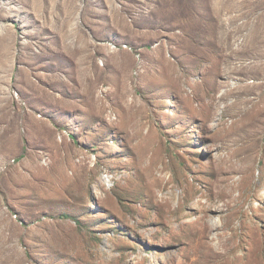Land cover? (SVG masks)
Returning <instances> with one entry per match:
<instances>
[{"label": "rangeland", "instance_id": "obj_1", "mask_svg": "<svg viewBox=\"0 0 264 264\" xmlns=\"http://www.w3.org/2000/svg\"><path fill=\"white\" fill-rule=\"evenodd\" d=\"M251 83L264 98V0H0V264H230L220 216L264 235ZM218 162L234 219L209 205ZM171 175L173 205L201 200L183 219L162 203Z\"/></svg>", "mask_w": 264, "mask_h": 264}, {"label": "bare ground", "instance_id": "obj_2", "mask_svg": "<svg viewBox=\"0 0 264 264\" xmlns=\"http://www.w3.org/2000/svg\"><path fill=\"white\" fill-rule=\"evenodd\" d=\"M233 56L231 53H228L225 58L227 59H231ZM261 64H258V67H260ZM247 65L245 66V64L241 63L240 67H233L231 72L232 73H237L238 75L242 76L243 74H246V70H247ZM85 80H89L88 76L86 77ZM223 82L221 80H217L215 82V84H217L218 86L221 85ZM254 83L249 84H245V86L243 87V89H238L236 92H238L241 96H242V105L240 106V110L243 111H250L253 108H256V112H264V98L259 97L257 100L254 99H249L247 96V92H244L245 90H247L248 88H252V86ZM232 91V89L230 90ZM228 91V92H230ZM225 92V91H224ZM227 92V93H228ZM229 94V93H228ZM230 95V94H229ZM259 95H257L256 97H258ZM261 96V95H260ZM223 97V96H222ZM215 99V98H214ZM220 100V99H219ZM221 101V100H220ZM219 101V102H220ZM238 102H233L231 105H225L224 106V111H232L233 108L236 107ZM250 104H252L251 106H249ZM249 106V107H248ZM253 107V108H252ZM218 108V104L216 103H210L207 102L205 103V105L201 108L198 109L197 114H200L205 120L208 118H214L216 115V110ZM222 129H225V135L227 136L228 131L226 129V127L222 126ZM212 173L214 175H217L218 178L214 183V190L216 191L214 193V197L210 202V206H213L214 208H218L223 210V212L229 211L231 210V212L229 213V217L230 219H234L237 218L241 215V208L243 205V199L241 198V194L237 195V196H233V182L228 181L227 178L224 177V171L222 169V167L220 166V163H216V165H214V167L212 168ZM180 185V182L177 183L174 175L170 176L169 179V187L164 190V192L166 191L167 197H162V203H168L169 202V211L170 213H172L174 216H176L178 219H183L184 217L190 216L191 214H193L196 210H197V205L199 204V202L201 201L200 199L196 198V193L193 197V199H197L196 203H193V200L191 199L190 201L186 202V193H180V195L178 196V202L176 204L173 205V200H174V188ZM197 191V189L195 190V192ZM187 203V204H186ZM185 205H188L190 208L189 211H183L180 212V208H183V206L185 207ZM192 206H195V208H193ZM173 216V217H174ZM228 217L227 215L225 216H220L219 222L214 223L212 225L217 226V229L219 230V232L216 234V236L220 239V242L223 244L222 245V250L223 251L222 255H224L223 260L229 262L230 264H264V235L260 236L258 239H256V243L255 244H249L247 242V234H243V231L245 230V228L247 227V222H241L238 226L237 229V233H240V231H242V235L238 236L236 238V232L232 235H228V230L232 229V224H233V220L230 222V224H228ZM207 227L211 226L209 224H206ZM232 240V241H231ZM225 241H231V246L225 244ZM245 242L248 245L247 248V254H243L246 258L241 257L240 255H238L237 253V247L240 246L241 242ZM232 256H236L237 258L235 260H229Z\"/></svg>", "mask_w": 264, "mask_h": 264}]
</instances>
